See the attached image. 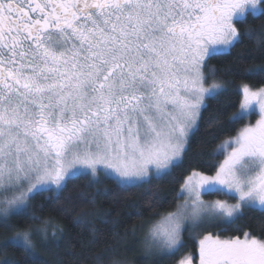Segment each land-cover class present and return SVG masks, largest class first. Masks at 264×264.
<instances>
[{
  "label": "snow or ice",
  "instance_id": "obj_1",
  "mask_svg": "<svg viewBox=\"0 0 264 264\" xmlns=\"http://www.w3.org/2000/svg\"><path fill=\"white\" fill-rule=\"evenodd\" d=\"M261 18L264 0H0V253L12 254L0 264H47L50 218L33 202L58 200L69 182L83 179L94 204L113 194L109 182L130 193L171 176L207 101L227 91L205 86L207 60L245 37L264 41L248 26ZM237 74L264 77V64ZM242 93L229 123L259 118L218 145L212 174L189 171L182 203L149 226L145 244L162 259L185 247V232L264 214V86ZM164 203L154 194L150 206ZM199 264H264V238L209 232Z\"/></svg>",
  "mask_w": 264,
  "mask_h": 264
},
{
  "label": "trees",
  "instance_id": "obj_2",
  "mask_svg": "<svg viewBox=\"0 0 264 264\" xmlns=\"http://www.w3.org/2000/svg\"><path fill=\"white\" fill-rule=\"evenodd\" d=\"M248 26L257 33H264V18L249 19ZM240 28L243 31L245 25H240ZM206 63L204 69L209 74V83L220 82L227 91L217 99L207 101L208 107L202 112L198 131L191 135L182 163L173 169L171 176L132 189L130 193L117 192L109 182L101 187L106 186L113 194L110 197H96L94 204L88 203L92 199V190L85 189L83 179H78L69 182L60 192L58 200L49 201L41 197L33 202L34 205L44 204L43 210L34 209L37 215L42 219L50 218L47 230L49 245L42 252L47 264H96L97 256H102L105 264L111 258L121 260L123 264H178L183 256L189 254L197 262L201 235L193 237L186 232L185 247L174 256L162 259L145 254L141 230L160 219V215L175 210L182 200L176 199L175 194L189 171L212 174L210 169L222 161V155L214 154L218 145L233 137L246 123V120L229 123V117L239 110L243 100L240 87L245 84L253 89L264 86V77L240 75L237 69L264 64V41L245 37L230 53L212 57ZM211 118L216 120L210 125L208 121ZM81 193L87 195L81 196ZM154 194L165 201L163 207L155 210L150 206ZM206 197L225 199L218 195ZM226 228L228 226L219 225L212 233L218 232L223 238H242L244 232H249L257 238H264V214L249 211L237 224L228 230ZM11 256V252L0 253V259H10Z\"/></svg>",
  "mask_w": 264,
  "mask_h": 264
},
{
  "label": "rangeland",
  "instance_id": "obj_3",
  "mask_svg": "<svg viewBox=\"0 0 264 264\" xmlns=\"http://www.w3.org/2000/svg\"><path fill=\"white\" fill-rule=\"evenodd\" d=\"M203 72H204V74H205V77H206V82H205V86L206 87H210L213 83H220V82H210L209 83V81H208V75L209 74H207L206 73V71H205V69H203ZM243 86L244 85H242L241 87H240V92L242 93V88H243ZM253 89V88H252ZM253 90H256V89H253ZM242 96H243V93H242ZM259 118V116H258V112L257 113H253L252 115H250L247 119H245L246 120V123H248V122H251V123H255V120L256 119H258ZM199 123V122H198ZM191 137V136H190ZM190 137H189V139H190ZM189 142V141H188ZM188 146V145H187ZM183 156H184V154H183ZM183 159V158H182ZM207 196V195H206ZM206 196H204L203 197V199H205L206 201L207 200H215V199H219V198H216V197H214V198H211V199H209V198H207ZM75 202H76V207H77V200H75ZM230 202H234V201H230ZM179 203H182V200L179 202ZM178 203V204H179ZM80 207V206H79ZM159 220V219H158ZM158 220H156V221H158ZM156 221H154L153 223H155ZM221 225H223V224H220V226ZM219 226V225H218ZM217 226V227H218ZM148 228L149 227H147V229L146 228H144V229H142L141 231H142V234H143V248H144V251H145V254L147 255V256H159V254L158 253H156L154 250H151V249H149V248H147V246H146V244H145V238H146V236H147V233H148ZM214 229H216V227L215 228H208V229H199V230H195V231H190V232H188L189 233V235H192L193 237H196V236H198V235H201V237L199 238V239H201L202 238V236L203 235H205V234H208L209 232H211L212 233V231L214 230ZM186 233V232H185ZM185 233L183 234V239H184V235H185ZM212 234H214V235H216V234H218L219 235V233L218 232H216V233H212ZM221 237V236H220ZM47 238H48V233H47ZM222 239H226V238H223V237H221ZM243 238V237H242ZM241 238V239H242ZM4 259H7V258H2V259H0V261H3ZM193 264H199V256H198V260H197V262H194L193 261Z\"/></svg>",
  "mask_w": 264,
  "mask_h": 264
}]
</instances>
